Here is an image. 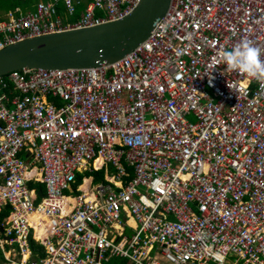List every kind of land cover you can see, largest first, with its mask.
I'll return each instance as SVG.
<instances>
[{"label": "built area", "instance_id": "1", "mask_svg": "<svg viewBox=\"0 0 264 264\" xmlns=\"http://www.w3.org/2000/svg\"><path fill=\"white\" fill-rule=\"evenodd\" d=\"M83 1L0 17V48L141 0H89L62 19L61 3L74 16ZM243 41L264 53V0H172L112 63L0 76L7 264H264V82L220 56Z\"/></svg>", "mask_w": 264, "mask_h": 264}, {"label": "water", "instance_id": "2", "mask_svg": "<svg viewBox=\"0 0 264 264\" xmlns=\"http://www.w3.org/2000/svg\"><path fill=\"white\" fill-rule=\"evenodd\" d=\"M172 0H141L126 17L26 38L0 48V76L22 68H87L112 63L144 42ZM42 195V190H39Z\"/></svg>", "mask_w": 264, "mask_h": 264}, {"label": "clouds", "instance_id": "3", "mask_svg": "<svg viewBox=\"0 0 264 264\" xmlns=\"http://www.w3.org/2000/svg\"><path fill=\"white\" fill-rule=\"evenodd\" d=\"M220 56L227 65L228 71H238L247 74L259 82H264V53L249 41L236 44L229 50H224ZM212 68V73L214 71ZM207 74V73H206ZM209 83H212V76H209ZM229 88L230 85L228 84ZM220 259V257H215Z\"/></svg>", "mask_w": 264, "mask_h": 264}, {"label": "crops", "instance_id": "4", "mask_svg": "<svg viewBox=\"0 0 264 264\" xmlns=\"http://www.w3.org/2000/svg\"><path fill=\"white\" fill-rule=\"evenodd\" d=\"M22 1H23L22 3L17 4V5L16 4L15 5H8L6 3H0V17L3 19H8L10 12H12L14 15L26 14L29 11L35 10L38 7V4L40 2H48L51 0H22ZM88 1L89 0H84L82 2V4L77 7V12L74 16L67 15L66 10L64 8V4L61 3L59 5V8L61 9L60 15H61L62 19L66 22H68V21L73 22V21H76L77 19H79L80 15H81L82 11L84 10ZM101 172L103 175V173H104L103 170H101ZM36 184L37 185L41 184V186L44 188V185L41 182H37ZM5 209L6 208H2L0 210V212L5 210ZM8 214H9V212L6 213V215H4L3 219L0 220V223H2L6 219ZM0 232L3 235L4 229H3V226L1 227V225H0ZM6 247H8V246L6 245ZM0 250H1V248H0ZM3 257H4V255H3ZM113 257H120V256H112L111 258H113ZM111 258L109 259V261L106 264H108L110 262ZM120 258H123V257H120ZM124 259H126V258H124ZM4 260H5V257H4ZM127 264H128V260H127Z\"/></svg>", "mask_w": 264, "mask_h": 264}, {"label": "trees", "instance_id": "5", "mask_svg": "<svg viewBox=\"0 0 264 264\" xmlns=\"http://www.w3.org/2000/svg\"><path fill=\"white\" fill-rule=\"evenodd\" d=\"M23 1L22 0H0V3H6L8 5H17V4H20L22 3ZM97 172V177L100 178L102 177V172L101 171H96ZM81 180V178L79 179V181ZM38 187L39 188H42L41 184H38ZM10 211L9 208L6 207L5 210L1 211L0 212V220L3 219L4 215H6V213H8ZM1 225V223H0ZM3 255L1 254V257ZM4 258V257H3ZM108 264H127V259H124V258H120V257H113L111 258L110 262Z\"/></svg>", "mask_w": 264, "mask_h": 264}, {"label": "rangeland", "instance_id": "6", "mask_svg": "<svg viewBox=\"0 0 264 264\" xmlns=\"http://www.w3.org/2000/svg\"><path fill=\"white\" fill-rule=\"evenodd\" d=\"M189 118H190L191 121H196L195 117L192 116V115H190ZM112 172H114V171H113V170H110V171H109V173H112ZM94 174H95L96 177H97V172H95ZM98 181H99V180H98V177H97L96 182H98ZM1 235H2V234H1V232H0V236H1ZM1 254L3 255L2 251L0 250V264H7L8 261H7L6 259L4 260L3 256L1 257Z\"/></svg>", "mask_w": 264, "mask_h": 264}]
</instances>
